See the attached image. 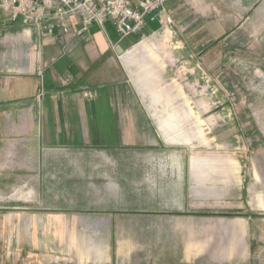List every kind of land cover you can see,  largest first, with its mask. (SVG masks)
Returning a JSON list of instances; mask_svg holds the SVG:
<instances>
[{"label": "crops", "instance_id": "crops-1", "mask_svg": "<svg viewBox=\"0 0 264 264\" xmlns=\"http://www.w3.org/2000/svg\"><path fill=\"white\" fill-rule=\"evenodd\" d=\"M166 7L175 25L160 28L151 23L154 30L144 34L148 40L141 36L124 49L111 22L107 23L114 38L105 26L94 25L88 40H82L73 34L78 27L75 18L68 35L62 31L40 34L25 26L21 17L13 21L0 9V233L15 236L0 238V264H43L33 238L53 232V213L39 221L31 215L29 223H22L20 210L37 201H44L47 210L53 184L67 179L63 172L70 164L63 158L54 160V151L93 149L108 155L132 151L134 142L149 143L139 136L157 130L168 146L180 141L167 119L136 111L131 86L130 69L137 65L141 74L136 75V89L141 97L148 93L152 81L148 61L156 52L148 42L163 34L171 37L175 47L176 30L188 31L198 18L206 17L208 4L207 0H168ZM240 8L243 14L244 2ZM199 55L207 57L208 52ZM254 121L258 128L253 131L263 142L264 125L255 115ZM244 148L221 146L216 151L219 155L165 163L162 168L176 172L160 177L156 194L158 200H167L166 214L172 218H164L155 228L135 231L124 224L116 228L112 221L97 222L93 231L104 233V244L86 241L81 245L72 237L67 250L75 257L69 263L264 264V160L246 159ZM97 165L111 166L105 160ZM54 169L60 172L56 178ZM103 191L107 202L97 207L110 212L120 190L109 186ZM66 225L62 221L59 232L66 231ZM22 232L30 234L34 249L25 248L32 241L24 245ZM51 249L52 245H46L45 253Z\"/></svg>", "mask_w": 264, "mask_h": 264}, {"label": "rangeland", "instance_id": "rangeland-1", "mask_svg": "<svg viewBox=\"0 0 264 264\" xmlns=\"http://www.w3.org/2000/svg\"><path fill=\"white\" fill-rule=\"evenodd\" d=\"M241 2L245 6L243 14ZM207 4L206 17L198 18L188 31L175 29V47L169 41L171 37L163 34L161 39L155 37L148 42L154 45L156 52L148 61L152 81L144 97L139 96L140 90L136 89L139 88L136 75L140 68L133 65L130 69L133 96L138 102L136 111L154 112L167 119L180 141L176 146H168L157 130L154 134L139 136V140L149 143L134 142L132 151L118 150L110 155L93 149L54 151V160L63 158L70 164L63 172L67 179L53 184V199L47 210L44 201L20 210L22 223H29L31 215L39 221L44 215L53 213V232L38 233L33 238L38 244L41 263L45 264L47 256L49 264L74 261L75 256L67 250L72 237L81 245L86 241L104 244V233L93 231L97 222L112 221L116 228L124 224L135 231L137 227L155 228L164 218H172L166 214L167 200H158L156 194L160 177L176 172L162 168L167 162L219 155L216 151L221 146L225 150L245 147L246 159L264 160V141H259L253 131L254 127L258 128L254 115L258 123L264 125V0H207ZM151 25L142 33L123 40L121 48L130 47L136 39L152 32L154 25ZM105 27L114 38L113 28L108 23ZM200 52H208V56L201 57ZM157 99V103H152ZM99 160L111 166L98 168ZM56 172L60 173L54 169V178L58 177ZM109 186L118 188L120 194L112 201V210L105 212L104 207L97 206L107 202L103 190ZM62 221L67 224L63 233L59 232ZM2 235L7 240L15 238L12 233H0V238ZM20 238L24 245L32 241L29 248L25 247L27 250L34 249L29 233L22 232ZM46 245L53 246L49 254L45 253Z\"/></svg>", "mask_w": 264, "mask_h": 264}, {"label": "built area", "instance_id": "built-area-1", "mask_svg": "<svg viewBox=\"0 0 264 264\" xmlns=\"http://www.w3.org/2000/svg\"><path fill=\"white\" fill-rule=\"evenodd\" d=\"M168 0H0V9L7 12L10 19L22 18L25 26L34 27L40 34L62 31L70 34L73 28L71 18L78 27L74 35L88 40L91 27L104 28L111 22L120 40L142 33L151 23L160 28L175 25L166 7ZM87 35V36H86ZM145 40L150 37L142 36Z\"/></svg>", "mask_w": 264, "mask_h": 264}]
</instances>
